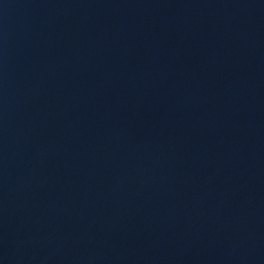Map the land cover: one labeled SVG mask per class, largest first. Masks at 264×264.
<instances>
[{"label":"water","instance_id":"water-1","mask_svg":"<svg viewBox=\"0 0 264 264\" xmlns=\"http://www.w3.org/2000/svg\"><path fill=\"white\" fill-rule=\"evenodd\" d=\"M0 264H264V0H0Z\"/></svg>","mask_w":264,"mask_h":264}]
</instances>
